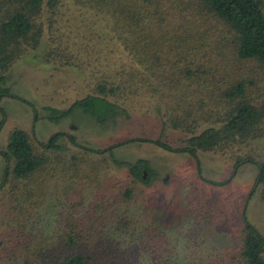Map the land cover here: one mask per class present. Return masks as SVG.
<instances>
[{
  "label": "trees",
  "instance_id": "1",
  "mask_svg": "<svg viewBox=\"0 0 264 264\" xmlns=\"http://www.w3.org/2000/svg\"><path fill=\"white\" fill-rule=\"evenodd\" d=\"M56 1L5 0L0 3V96L9 91L4 85L5 70L16 58L38 44L42 27L36 18L42 7L53 9ZM74 1L82 6L98 7L108 16L109 27L130 64L127 67L121 62L112 71H100L92 90L75 98L65 110L44 105L46 119L57 122L74 108L101 119L116 105L115 100L108 99L109 96L124 98L129 93H148L163 104L165 124L185 134L183 144L176 147L157 139L156 143L165 149L184 151L195 158L197 150L224 151L234 142L264 135V98L259 102L250 98L246 80L233 81L230 73H221L224 68L231 69L227 64L229 61L232 64L233 54L234 60L248 61L264 75L263 0ZM208 17L221 23L218 29L227 32V44L222 41L224 34L210 30V26L205 24L210 19ZM63 63L66 60H60V64ZM213 74L223 82L220 94L225 101L216 118L209 112L210 108L200 105L199 96L203 88L206 90L208 84H213ZM12 96L22 98L14 93ZM26 101L34 108L31 101ZM2 112L0 107V123L4 116ZM207 115L211 116L207 119L211 123L198 129ZM60 134V131L51 133L44 142L38 141L35 145L25 129L14 127L8 131L4 148L0 150L3 160L0 190L8 184L3 191H7L9 196L7 208L16 213L19 210V216L9 220L11 224L15 223L13 228L22 222L21 212H32L31 206L40 201L41 185L46 179H51L52 172H57L66 177L69 175L70 190L69 186L66 190L76 200L70 205H84L87 225L96 219L104 226L105 220L114 216L120 232L129 230L131 226L130 232H138L133 228L136 221L133 214L120 206L136 195L135 179L146 180L141 176L145 161L139 158L133 163H125L127 175L131 177L128 180L114 179L104 163L107 160L99 154L107 149V154L111 155V146L134 138L100 149L80 146L79 150L68 155L57 154L59 162L54 164L44 152L45 148L56 147L54 141ZM144 139L139 137V140ZM113 162L121 163L115 159ZM242 162L252 163L258 179L264 178V157L248 152L233 155V166ZM197 174L201 177L198 171ZM35 179L40 189L32 183L31 180L35 182ZM241 224L238 253L230 255L228 263L218 259L214 261L216 264H264V236L246 220L244 211ZM22 231L19 230L17 240L9 239L7 233L5 236L0 233V252L12 260L7 264H130L127 261L131 257L138 260L137 254H126L119 245L109 248L108 236V240H102L101 244L88 247L86 241L90 238H84L81 233L73 232L71 235L72 232H65L67 234H60L58 239L47 242H51L52 247L42 248L41 244L34 242L31 234ZM95 232L99 234L97 228ZM140 236L144 237L142 231ZM154 237L148 238L151 244H154ZM38 249L47 251L41 259L36 252Z\"/></svg>",
  "mask_w": 264,
  "mask_h": 264
},
{
  "label": "rangeland",
  "instance_id": "2",
  "mask_svg": "<svg viewBox=\"0 0 264 264\" xmlns=\"http://www.w3.org/2000/svg\"><path fill=\"white\" fill-rule=\"evenodd\" d=\"M4 1L0 0V3ZM41 10L36 18L42 27L38 44L9 65L4 80L10 90L31 100L38 109L40 117L33 124L38 140H45L49 133L62 129L72 132L81 143L90 147H101L127 138H155L159 135L171 145L183 144L185 134L165 124L163 104L148 93H129L124 98L109 96L108 99L115 100L125 112L107 125L94 123L92 118L80 113L64 118L59 124L43 118L42 105L65 108L71 100L92 90L100 71H112L121 62L128 67L130 59L114 37L108 16L100 8L82 6L74 0H57L53 9L49 10L44 5ZM208 18L205 24L210 26V30L224 34L222 41L227 44V32L218 29L221 23ZM64 56L68 58H61ZM233 57L231 54L232 64L230 61L227 64L231 65V69L224 68L221 73H230V80H246L248 96L259 102L264 98V75L254 64L234 60ZM62 59L66 63L60 64ZM214 77L213 84L207 85V92L203 88L199 95L200 105L210 108L213 118L221 113L225 103L220 94L223 82L216 75ZM24 102L16 96L0 98V104L6 112L0 129V148L5 143L7 132L14 127L25 129L33 143H36L30 132L33 111ZM210 118L207 115L198 129L211 123L207 120ZM69 123H73L75 129L69 128ZM60 142L61 148H45L44 153L54 164L59 162L57 154L64 156L79 150L63 139ZM114 150L115 158L119 161L145 156L154 175L147 182L135 180L136 195L130 202L120 206L133 214L132 218L136 220L133 228L138 232H130L132 226L120 232L114 216L105 220L104 226L95 218L93 223L87 225L84 216V210L87 209L84 205H70L71 201L76 203V200L66 190L68 186L70 190L69 175L66 177L52 172L51 179H46L41 185L39 203L31 206L32 212H21L22 222L19 221L15 228V223L11 224L9 220L19 216V210L16 213L7 208L9 196L7 191H3L8 184L1 188L0 233L17 240L19 230L24 228L22 232L31 234L34 242L37 241L42 248L52 247V243L47 242L58 239L60 234H67L65 232H72L71 235L73 232L81 233L84 238H90L86 241L88 247L101 244L102 240H108L109 237V248L114 249L119 245L126 254H137L138 260H132L133 257L128 259L130 264H216L217 261H214L218 259L228 263L229 256L238 253L242 236L240 212L246 191L254 181L256 167L248 162L240 164L230 180L222 184L208 180L219 181L227 177L233 165V155L237 152L264 157V135L234 142L224 151L198 150L202 178L196 175V166L188 155L164 150L150 141H141L139 145L131 141ZM100 155L107 160L104 163L114 179L130 178L126 169L111 162L107 153ZM2 167L0 156V177ZM31 181L40 189L36 179L35 182ZM246 203L245 218L264 236V182L257 184L255 193ZM96 228L99 234L95 232ZM140 231L144 237L140 236ZM151 235L155 236L152 239L154 244L148 240ZM3 246L6 247L5 244ZM36 252L40 259L47 253L40 249ZM11 261L0 252V264Z\"/></svg>",
  "mask_w": 264,
  "mask_h": 264
},
{
  "label": "flooded vegetation",
  "instance_id": "3",
  "mask_svg": "<svg viewBox=\"0 0 264 264\" xmlns=\"http://www.w3.org/2000/svg\"><path fill=\"white\" fill-rule=\"evenodd\" d=\"M5 85V84H4ZM6 86V85H5ZM8 88V87H7ZM8 92L7 93H5L4 95H1L0 96V98L1 97H6V96H12V93H14L12 90H10L9 88H8ZM14 94H17V93H14ZM17 95H19V94H17ZM22 98L20 99V100H25V102H24V104L29 108V107H31L32 108V106H30L29 104H28V102L26 101V100H28L27 98H25L24 96H22V95H20ZM76 98H78V97H76ZM75 99V98H74ZM73 99V100H74ZM73 100H71L70 102H69V104L73 101ZM110 100V99H109ZM28 101H31V100H28ZM110 101H112V100H110ZM32 102V101H31ZM33 103V102H32ZM68 104V105H69ZM115 106H114V108H113V111L112 112H110V113H107L104 117H101V119H97L95 116H93V115H91L90 113H88L87 111H83V110H81L80 108H74V109H72L71 111H69V112H67L65 115H63V116H61L59 119H58V121L57 122H53V121H50V120H48V119H46L45 118V111H44V109H43V106L44 105H42L41 106V108H42V110L44 111L43 113V118H45L47 121H49V122H52V123H55V124H59L60 122H62L63 120H64V118H66V117H69V116H71L72 114L74 115L75 113L77 114V113H80V114H84V115H86L87 117H90V118H92V120H93V122L94 123H97V124H106L107 125V123L108 122H111V121H113L114 119H116V117L117 116H119V115H121V113H124L125 112V110L120 106V105H118V103H116L115 102ZM45 105H49V104H45ZM67 105V106H68ZM50 106H53V105H50ZM67 106L65 107V108H58V109H60V110H65L66 108H67ZM0 107L2 108V113H3V120H2V122L0 123V129H1V127H2V125H3V123H4V120H5V117H6V112H5V110L3 109L4 107H2V105L0 104ZM33 107L34 108H32V111H33V117H32V121H33V123H31V125H30V132L31 131H33L32 133H31V135H32V138L36 141V142H38V141H41V142H44L45 140H38L37 138H36V134H35V132H34V127H33V124L34 123H36V121L39 119V117L40 116H38V109L36 108V106H35V104L33 103ZM56 107V106H55ZM34 109V110H33ZM0 118H1V114H0ZM34 118V119H33ZM69 128H72V130L73 129H75L74 127H75V125L73 124V123H69ZM164 128V124H162V129ZM23 129V128H22ZM58 131H60V132H62V134H60V135H58V137L56 138V140L54 141V143L56 144V147H48L49 149H58V148H61V145H62V143L60 142V140L61 139H63V140H65L66 142H68L72 147H74V148H77V149H79L80 148V146H82V147H88V148H104V147H108L109 145H112L113 143H116V142H118V141H115V142H112V143H109V144H107V145H104V146H101V147H90L89 145H87V144H84V143H81L77 138H76V136L72 133V132H70V131H67V130H62V129H59V130H55V131H53V132H51V133H54V132H58ZM161 132V131H160ZM8 133V132H7ZM51 133H49V134H51ZM71 136H73V138L72 139H70L71 138ZM48 137V136H47ZM46 137V138H47ZM143 137V136H142ZM142 137H140V138H142ZM136 138V139H135ZM143 138H145L144 140H139V137H134V140H131V141H136V143H137V145H139L140 143H141V141H144V142H146V141H150L152 144H154V145H156V146H159L160 148H163L162 146H160V145H158L157 143H156V141H158L157 139H159V141H162L164 144H166V145H169L170 147H176V146H174V145H171L170 143H167L166 141H164L162 138H161V136L159 135V136H157V137H155V138H151V137H143ZM6 139H7V135H6ZM128 139V138H127ZM131 139V138H130ZM123 140H125V139H123ZM119 141H122V140H119ZM131 141H128V142H131ZM73 142V143H72ZM128 142H126V143H128ZM5 143H6V140H5ZM5 143H4V145H5ZM121 144H123V143H121ZM120 144V145H121ZM4 145H3V147H1L0 148V150L1 149H3L4 148ZM119 145H115V146H111L110 147V152H111V155H109V158L111 159V162H113V159H115V160H117V161H119L118 159H116L115 158V150H114V148L115 147H118ZM164 150H169V151H171V152H175V153H179V154H186V155H188L191 159H192V161H193V163H194V165L196 166V175L198 176V174H197V171L200 173V175H201V177L200 178H202V173H201V162H200V159H199V157H198V150L196 151V154H197V156L194 158V157H191L187 152H184V151H177V150H172V149H165V148H163ZM107 149H106V151H105V153H107ZM100 153H103V152H99V154ZM144 159V161H145V168H142V170H141V176L143 177V178H145L146 180L145 181H141V182H147L148 181V178H149V180L151 179V177L152 176H154L153 174H152V171H150V166H149V162L147 161V158L145 157V156H140V155H138L137 157H135L134 159H132V160H129V161H127V160H125V161H119V162H121L120 164H116V163H114L116 166H121V167H123V168H125L126 169V173L128 174V172H127V167H126V165H125V163H133L135 160H137V159ZM197 162V163H196ZM244 163H247V162H242V163H240V164H244ZM197 164H198V166H197ZM239 164V165H240ZM252 164V163H251ZM238 165V166H239ZM238 166H233L232 165V168H231V172L229 173V175L227 176V177H225L223 180H219V181H213V180H208L209 182H211V183H215V184H222V183H225V181L226 180H230V178L233 176L232 174H234L236 171H237V169H238ZM255 167V166H254ZM154 171V170H153ZM131 177V176H130ZM164 177H165V174H164ZM199 177V176H198ZM135 180H139V179H135ZM140 181V180H139ZM261 182H264V178L262 179V180H259L258 179V177H257V172H256V174H255V176H254V181H253V183L251 184V186L248 188V190L246 191V194H245V197H244V201H243V206H242V209H241V212H240V219L242 218V215H243V211H244V209H245V206H246V201H248V199H249V197L251 196V195H253L254 193H255V188L257 187V184L258 183H261ZM260 198V197H259ZM261 199V198H260ZM244 217H245V215H244ZM247 220V219H246ZM249 223H251V222H249ZM252 224V223H251ZM253 225V224H252ZM254 226V225H253ZM257 230H258V228H257ZM259 231V230H258ZM260 232V231H259ZM261 233V232H260ZM262 234V233H261Z\"/></svg>",
  "mask_w": 264,
  "mask_h": 264
}]
</instances>
